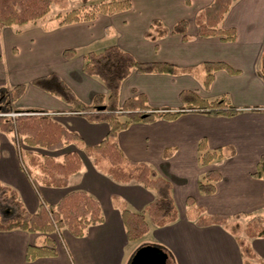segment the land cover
<instances>
[{
  "label": "crops",
  "instance_id": "1",
  "mask_svg": "<svg viewBox=\"0 0 264 264\" xmlns=\"http://www.w3.org/2000/svg\"><path fill=\"white\" fill-rule=\"evenodd\" d=\"M130 1L128 11L98 15L92 22L51 31L29 24L11 30L0 28V86L6 79L12 87L25 85L15 108L40 110L79 137L78 147L67 145L47 152L23 146L21 151L50 156L58 162L66 153H75L82 165L78 173L69 177L66 187L34 186L21 167L18 146L4 134L5 141L0 140V185L15 191L29 214L36 213L40 205L55 206L65 195L83 191L98 202L103 216V222L89 227L81 238L73 237L66 229L50 235L21 230L0 232V264H129L141 246L162 249L172 264H258L244 258L236 236L245 239L264 262V237L249 239L243 232L240 236L229 228L232 219L239 218V225L244 228L250 217L264 214V183L252 176L264 154V36H239L236 24L227 23L228 17L246 10L251 0L232 3L220 25L236 30L233 42L196 36L195 16L213 0ZM154 20L168 29L185 20L188 40L177 34L157 38L150 29ZM148 32L150 36H146ZM112 45L139 62L167 63L191 70L176 74L132 71L119 89L120 107L135 92L143 95L152 109L183 110L173 121L133 123L116 136L128 160L148 165L170 184L177 211V220L164 227H155L145 215L149 231L134 242L126 239L121 211L126 208L142 213L155 200L154 191L135 182H116L97 170L83 148L98 145L107 136V124L88 122L71 112L70 106L59 98L31 84L37 78L55 74L78 100L90 105L95 96H107V91L97 78L83 73L84 56ZM3 48L7 53L6 69L2 63ZM65 50H74L75 55L66 59ZM217 62L239 73L215 71L205 90L201 65ZM182 92H193L206 101L227 96L240 111L233 117H224L191 110L189 104L194 101L182 100ZM201 140L210 151L222 148L225 157L201 166L197 150ZM208 171H216L220 180L215 192L205 195L198 190V181ZM189 197L207 215L228 217L226 224L196 225L194 219L187 217ZM46 238L54 242L56 255L26 261L27 247L41 246Z\"/></svg>",
  "mask_w": 264,
  "mask_h": 264
},
{
  "label": "trees",
  "instance_id": "2",
  "mask_svg": "<svg viewBox=\"0 0 264 264\" xmlns=\"http://www.w3.org/2000/svg\"><path fill=\"white\" fill-rule=\"evenodd\" d=\"M83 3L88 0H81ZM93 4L87 9L72 10L63 16H56L52 25H42L44 31H51L58 27L76 23H88L98 15L112 16L131 8L130 0H89ZM237 0H213L195 16L196 36L200 38L218 37L223 42H233L236 39L234 28L223 29L220 25L224 21L230 6ZM66 0H0V26L13 28L25 25H36L49 13L52 4H60L63 8ZM188 24L185 20L178 21L171 29L163 26L159 20L151 23V32L158 37L177 34L187 37ZM155 35V36H156ZM146 36H150L149 32ZM75 55L74 50H65L63 57L70 59ZM202 86L208 90L215 71L224 70L230 75L239 73L225 63H204ZM135 71L138 74L164 73L176 74L189 72L181 70L167 63L139 62L132 55L112 45L101 52H89L84 56L83 73L97 78L107 91V96L97 95L90 105L83 104L74 93L60 80L51 74L33 80L31 84L70 106L71 112L84 117L88 122H101L108 126L107 136L96 146L85 147L83 152L93 161V165L103 174L110 176L119 183L135 182L155 193V200L146 206L142 213H134L124 208L121 211L126 239L134 242L142 238L149 231V223L155 227H164L177 220V211L171 197L170 184L159 177L156 172L144 163L128 160L120 149L116 136L126 130L133 123H152L158 119L173 121L183 110H157L148 106L145 97L134 93L120 107L118 104L119 89L122 82ZM25 85H17L2 91V100L8 99L14 104L24 93ZM180 98L190 99L189 109L214 116L233 117L240 109L233 106L227 96L213 101L200 99L193 92H182ZM5 101V100H4ZM2 102V101H1ZM18 115L7 117L0 113V134L13 133L23 146L29 149H41L54 152L67 145L78 147L77 134L68 132L56 123L49 115L40 110H17ZM198 160L201 166H207L213 161L225 157L222 148L208 150L204 140L197 146ZM22 169L34 186L63 188L68 184L71 175L81 169V161L75 153H66L60 162L52 157L42 156L36 152L19 151ZM23 154V156H22ZM254 178L264 183V154L258 160ZM220 180L216 171L206 172L198 181V190L210 195L215 192V185ZM188 219H194L196 225H225L228 217L207 215L203 209L195 206L192 198L186 200ZM103 222L98 202L83 191L71 192L65 195L55 206L40 205L39 210L29 214L18 201L15 191L0 185V232L21 230L28 233L50 235L66 229L73 237L81 238L89 227ZM246 238L264 237V214L252 216L243 228ZM237 237L241 254L244 258L258 264H264L252 252L245 239ZM56 249L54 242L46 238L41 246H28L26 261L32 262L38 258L54 257Z\"/></svg>",
  "mask_w": 264,
  "mask_h": 264
},
{
  "label": "rangeland",
  "instance_id": "3",
  "mask_svg": "<svg viewBox=\"0 0 264 264\" xmlns=\"http://www.w3.org/2000/svg\"><path fill=\"white\" fill-rule=\"evenodd\" d=\"M64 3L65 5L63 8H60L59 6L60 4L58 3L52 4L50 13L43 20L39 21L38 24L33 25V26L42 28V25H47V26L52 25L53 23H55L56 16L58 15L63 16L64 14L72 10H76V9H87L93 4L89 0L85 3H83L81 0H66V2ZM263 12H264V0H251L246 10H243L238 16H233L231 18L228 17L227 23L231 22L233 24H236V27L238 28V31H239V36H264V14ZM0 28L1 30H5V29L11 30V29L19 28V27L6 28V27L1 26ZM20 28H23V27H20ZM1 56H2V63L6 69L7 53H6L5 48H3L2 50ZM9 88H12L11 82L9 79H6L5 83L0 86V113L7 117H15V112H13V110L17 108H15L14 104H10L8 102V99L6 98L4 99L5 101L2 100V94H1L2 91L5 89H9ZM5 135L7 136L6 137L7 140H9L13 145L18 146L19 151H21V148H23V145L21 144V142H19L15 138L13 133L5 134ZM5 135L4 134L0 135V140L2 141V143L5 141ZM71 149L75 151V147ZM42 156H45V155L42 154ZM47 157H50V156H47ZM238 221H239V218L232 219L230 223L231 225H229V228L230 230H232L233 233H236L237 235L241 236L243 232V227L239 225L240 221L239 222Z\"/></svg>",
  "mask_w": 264,
  "mask_h": 264
},
{
  "label": "water",
  "instance_id": "4",
  "mask_svg": "<svg viewBox=\"0 0 264 264\" xmlns=\"http://www.w3.org/2000/svg\"><path fill=\"white\" fill-rule=\"evenodd\" d=\"M151 249L152 255L149 256L148 260L143 259L142 262H139L138 256L144 253L146 250ZM172 264L167 253L162 249L153 246L141 247L134 254L129 264Z\"/></svg>",
  "mask_w": 264,
  "mask_h": 264
},
{
  "label": "flooded vegetation",
  "instance_id": "5",
  "mask_svg": "<svg viewBox=\"0 0 264 264\" xmlns=\"http://www.w3.org/2000/svg\"><path fill=\"white\" fill-rule=\"evenodd\" d=\"M141 247H147V246H141ZM141 247H139V248H141ZM137 250L134 252V254L137 252ZM134 254L132 255V257L134 256ZM152 254L153 253H152L151 249L146 250L144 253H142L140 256H138V259L140 260L139 262H142L143 259L148 260L149 256ZM132 257H131V259H132ZM139 262H138V264H139Z\"/></svg>",
  "mask_w": 264,
  "mask_h": 264
},
{
  "label": "built area",
  "instance_id": "6",
  "mask_svg": "<svg viewBox=\"0 0 264 264\" xmlns=\"http://www.w3.org/2000/svg\"><path fill=\"white\" fill-rule=\"evenodd\" d=\"M16 115H18V114L15 113V116H16Z\"/></svg>",
  "mask_w": 264,
  "mask_h": 264
}]
</instances>
